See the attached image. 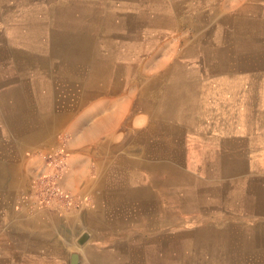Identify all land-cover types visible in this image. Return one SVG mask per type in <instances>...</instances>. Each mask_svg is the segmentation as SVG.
I'll return each mask as SVG.
<instances>
[{
  "label": "crops",
  "instance_id": "0c3cea01",
  "mask_svg": "<svg viewBox=\"0 0 264 264\" xmlns=\"http://www.w3.org/2000/svg\"><path fill=\"white\" fill-rule=\"evenodd\" d=\"M3 14L0 264H264V27L196 47L176 76L147 65L160 45L133 63L94 44L91 20ZM63 143L74 205L21 202Z\"/></svg>",
  "mask_w": 264,
  "mask_h": 264
},
{
  "label": "bare ground",
  "instance_id": "6f19581e",
  "mask_svg": "<svg viewBox=\"0 0 264 264\" xmlns=\"http://www.w3.org/2000/svg\"><path fill=\"white\" fill-rule=\"evenodd\" d=\"M0 1H5V3L0 2V11L5 9L8 10L10 8L7 7L8 5H10V4H6L7 0H0ZM26 1H28L30 5L28 6V8H26V6L19 8L22 13L21 15L36 17L38 11H40L43 8L40 7L42 4L39 1L38 2L33 1L34 3L32 2V0H26ZM119 1H126V0H119ZM11 2H13L14 4L16 1L10 0L7 3H11ZM231 3H235L236 5L241 4L239 6V8L241 9H238L236 11L237 13L234 15L232 12H228L231 14L224 13L225 12L224 10L232 8V6L230 5ZM259 3L260 0H129L128 2L126 1L121 3L119 6L116 5L114 6L112 2H108L106 6L103 5L100 7L99 12L91 11V8L89 7L87 8L78 5L75 9L74 7H72V5H69L65 9L60 8V9L52 10L51 14L48 9V13L59 21L66 20L67 18L74 16V12L80 15L78 16L79 20H84V21L91 20V17L95 18L93 16L94 14L99 15L103 23L102 28L109 33L97 35L96 37H94L93 43L94 44L100 43L102 45L111 47V49L117 47L120 56L122 55V59H128L133 63L139 62L142 59V56L148 53V51H150L153 46L160 45V42L163 38L167 36L171 37L172 35H175V40L170 45L168 46L160 45L161 52L165 54L167 53V55L160 59H153L154 57H151L152 60L148 61L147 65L157 68L162 67L164 68V70H166L167 67L169 69L170 68L169 66L174 65V75L177 76V75L186 74V71L180 72L184 70L180 69L181 64L179 63L178 59L183 58L182 56L187 58L188 56H190V59H192L194 53L198 52V48L196 47L198 46L200 47V45L204 46V45H211L216 43H225V41L231 38L233 34H235V36H232V38H234L238 44H241L242 34L251 31L252 29L255 30L260 27H264V25L262 24L263 19L254 20L251 23V22H247L243 17L244 16L243 14H245L246 12L259 14L264 17V8L261 5H259ZM122 13H125L126 16H124ZM114 17H123V19L122 21L120 20L119 23L114 24L113 23ZM255 24H260L262 26ZM113 31H120L122 33L127 32V34L130 33V35L126 37L119 36L120 38H118V41L115 42L117 44H114V41L113 39H111L110 36L111 32ZM209 31H211V35H208L210 33ZM206 32L208 34H204ZM208 36H211L210 40H209L210 37ZM73 39H74V44H78L80 47H84V45H86V42L82 41L80 35L75 36ZM244 43L245 41L243 42V45L246 44ZM188 44H190V46L187 47ZM177 46H186L185 48L186 50L185 49L183 50V55H181L180 57L177 56L173 57L174 54L177 55V52H175ZM129 54H131V57L129 56ZM113 55H116V51L112 54L111 58H113ZM212 57L219 59V55H214V56L212 55ZM105 59L106 58H101V61ZM190 59L189 61H191ZM102 63L104 62H99L98 64H102ZM172 71L173 70H171L168 73V75H170ZM161 73L162 72H158L156 73V75H160ZM166 74L167 73H165V75ZM103 75H105V73ZM138 78L140 79V77ZM230 91L232 92V90ZM205 99H207V97ZM64 149H65V145H64ZM177 187L178 185H176V188ZM196 234L200 235L203 233H201L200 231H196Z\"/></svg>",
  "mask_w": 264,
  "mask_h": 264
},
{
  "label": "rangeland",
  "instance_id": "374dc122",
  "mask_svg": "<svg viewBox=\"0 0 264 264\" xmlns=\"http://www.w3.org/2000/svg\"><path fill=\"white\" fill-rule=\"evenodd\" d=\"M14 1H16L14 4H13V2L6 3V4H10V5L7 6V7H10V8L8 10L5 9V10L0 11L1 12L0 13V17H1V15L2 16L6 15V14H3L5 11L10 12L11 14L16 13L13 16L14 17V22H16L19 19V17L21 16V14H22L21 10L19 8H22L23 6H26V8H28V6L30 5L29 2L26 1V0H14ZM33 1L34 2H36V1L38 2L39 1L42 4L40 7L41 8L43 7V8L40 11H38V14H37V18L40 19V18H43V17L47 18V16L53 18L50 15L52 13V10H56V9H60V8L65 9L69 5H72V7H74L75 9H76V7L78 5L79 6H83V7H87V8L89 7V8H91V11L99 12L100 11V7L103 6V5L106 6L108 4V2H112L114 6L115 5L119 6L121 3L126 2V1L128 2L129 0H126V1H119V0H106V1L105 0H32V2ZM230 5L232 6V8L230 9L231 11H237V9L239 8V6L241 4H239V5L237 4L236 5L235 3H231ZM259 5H261L264 8V0H260ZM48 9L50 11V14L48 13ZM37 10H39V9H37ZM122 14L124 16H126L125 13H122ZM74 16H71L70 18H67L66 20H63V21L68 23L67 25H72V26L81 25L82 27H85L88 24V21H84V20H79L78 19V16H80L79 14L74 12ZM93 16L95 18L91 17V23H90L91 25L90 26H92V24H93L94 31L100 33V32H102V29H103L102 28L103 23H102V21L100 19L101 17L99 15H97V14H94ZM64 18H66V17H64ZM122 19H123V17H114L113 23L117 24V23H119L120 20L122 21ZM107 33H109V32H107ZM129 35H130V33L127 34V32H123L122 33L120 31H113V32H111L110 36H111V39H113L114 44H117L115 42L118 41V38H120L119 36L126 37V36H129ZM171 41H172V39H168V37H165V38H163L161 40L160 45L167 46V43L171 42ZM158 54H159L158 57L161 58L162 54L160 52ZM241 168L242 167L240 165L239 170H241ZM24 193H21L19 195V198H18L19 200L24 195ZM200 228H202V227H200ZM176 229L179 230L180 232H183V230L184 231H189V230L198 231L199 226H197L196 224L194 225L192 223L191 226H186L185 228L180 227V228H176ZM207 229H209V228L205 227L203 230H207ZM211 230H214V228L211 229Z\"/></svg>",
  "mask_w": 264,
  "mask_h": 264
},
{
  "label": "built area",
  "instance_id": "2783aa9c",
  "mask_svg": "<svg viewBox=\"0 0 264 264\" xmlns=\"http://www.w3.org/2000/svg\"><path fill=\"white\" fill-rule=\"evenodd\" d=\"M44 167L31 178V192L20 198L21 202L31 200L35 203L50 206L57 204L62 208L74 205L72 196L61 186V180L68 170L67 153L64 143L41 155Z\"/></svg>",
  "mask_w": 264,
  "mask_h": 264
},
{
  "label": "water",
  "instance_id": "95a60500",
  "mask_svg": "<svg viewBox=\"0 0 264 264\" xmlns=\"http://www.w3.org/2000/svg\"><path fill=\"white\" fill-rule=\"evenodd\" d=\"M84 238H85V236L83 235L82 237H81V239L82 240H84ZM83 241H80V243H82ZM72 264H76V262H77V256H76V254H74V255H72Z\"/></svg>",
  "mask_w": 264,
  "mask_h": 264
}]
</instances>
